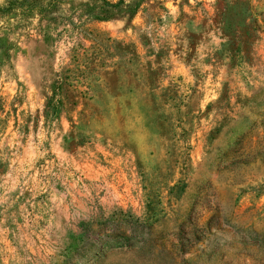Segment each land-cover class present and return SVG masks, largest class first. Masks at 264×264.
Returning <instances> with one entry per match:
<instances>
[{
  "label": "rangeland",
  "instance_id": "obj_1",
  "mask_svg": "<svg viewBox=\"0 0 264 264\" xmlns=\"http://www.w3.org/2000/svg\"><path fill=\"white\" fill-rule=\"evenodd\" d=\"M104 8L0 0V264H264V0Z\"/></svg>",
  "mask_w": 264,
  "mask_h": 264
},
{
  "label": "trees",
  "instance_id": "obj_2",
  "mask_svg": "<svg viewBox=\"0 0 264 264\" xmlns=\"http://www.w3.org/2000/svg\"><path fill=\"white\" fill-rule=\"evenodd\" d=\"M101 1L103 2L105 8L100 15L92 11L90 14L93 19L105 22L118 18L126 20L127 23H131L135 15L140 11V8L150 0H118L115 4L110 3L107 0Z\"/></svg>",
  "mask_w": 264,
  "mask_h": 264
}]
</instances>
